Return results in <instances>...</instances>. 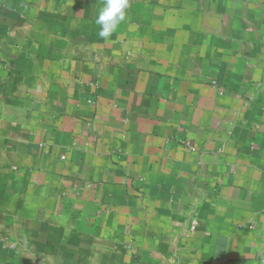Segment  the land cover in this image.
Masks as SVG:
<instances>
[{
  "label": "crops",
  "instance_id": "1",
  "mask_svg": "<svg viewBox=\"0 0 264 264\" xmlns=\"http://www.w3.org/2000/svg\"><path fill=\"white\" fill-rule=\"evenodd\" d=\"M0 0V264H264V0Z\"/></svg>",
  "mask_w": 264,
  "mask_h": 264
},
{
  "label": "clouds",
  "instance_id": "2",
  "mask_svg": "<svg viewBox=\"0 0 264 264\" xmlns=\"http://www.w3.org/2000/svg\"><path fill=\"white\" fill-rule=\"evenodd\" d=\"M130 0H104L95 23L99 25V37L110 38L128 16Z\"/></svg>",
  "mask_w": 264,
  "mask_h": 264
}]
</instances>
